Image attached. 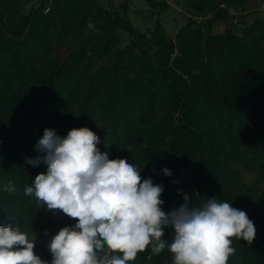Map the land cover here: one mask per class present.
I'll return each mask as SVG.
<instances>
[{"label":"trees","instance_id":"16d2710c","mask_svg":"<svg viewBox=\"0 0 264 264\" xmlns=\"http://www.w3.org/2000/svg\"><path fill=\"white\" fill-rule=\"evenodd\" d=\"M48 1L36 0L21 25L12 26L7 11L13 0H0V226L24 232L45 222L48 235L35 242L34 252L51 264V237L76 221L48 218L54 211L25 195L36 175L47 172L42 161L34 166L25 158L44 155L35 147L44 129L65 137L87 127L109 159L132 147L141 176L163 186L165 212L179 208L184 195L193 206L215 197L245 211L255 239L233 238L227 264H264V199L234 167L238 161L264 176V16L241 34L229 26L215 32L214 23L225 18L237 26L231 10L246 13L248 0H195L212 17L202 24L191 15L174 38L158 18L151 53L125 3L121 15L99 0H51L47 7ZM168 6L161 2L162 9ZM119 30L132 36L126 46ZM79 38L69 59L55 54ZM9 181L13 192L5 190ZM164 232L171 243L173 229ZM172 261L167 247L154 254L149 246L127 264Z\"/></svg>","mask_w":264,"mask_h":264},{"label":"clouds","instance_id":"9594fccd","mask_svg":"<svg viewBox=\"0 0 264 264\" xmlns=\"http://www.w3.org/2000/svg\"><path fill=\"white\" fill-rule=\"evenodd\" d=\"M99 140L87 127L73 128L65 137L46 128L35 146L44 155L25 158L34 166L47 165L25 195L76 221L51 237V264H127L149 246L154 254L167 247L172 264H227L235 253L233 238L254 241L256 229L247 213L215 197L197 207L184 195L179 208L165 212L163 186L143 178L126 159H109L97 148ZM11 185L5 190L13 192ZM165 228L174 231L171 243L163 239ZM34 248L35 236L0 226V264H48Z\"/></svg>","mask_w":264,"mask_h":264},{"label":"rangeland","instance_id":"374dc122","mask_svg":"<svg viewBox=\"0 0 264 264\" xmlns=\"http://www.w3.org/2000/svg\"><path fill=\"white\" fill-rule=\"evenodd\" d=\"M162 1H159L158 4L155 3L152 6V3L149 4L147 0H99L102 6L106 7L111 5L115 13H119L121 15L125 12L122 4H126L128 8L127 13L131 22L146 36L148 47H151V53H155L157 50V47L152 45V38L158 18H160L163 26L166 28V35L168 37L174 38L177 30L182 24L187 23L191 15L202 21V24L207 23L208 19L213 15V13H209L207 10L206 15V13L200 9V7L203 5L197 4L195 0H166L169 6L165 9L161 8ZM193 2L194 7L191 6V3ZM35 3L36 0H13V5L7 11L9 23L12 26L21 25V23L24 21L25 15H27L30 8L34 6ZM50 3L51 0L48 1L47 7L50 6ZM248 7L252 8L253 11L243 13L240 8H232L231 13L234 14L233 17L238 19L237 26H232L230 24L231 20L225 18L223 22L220 20L216 21L213 25V30L215 32H224L229 26L228 28H232L237 33L241 34L248 25L253 23L256 17L264 16V6L257 1L251 0ZM48 10L49 8L46 9V12ZM89 27L93 28L95 27V24L91 22ZM118 36L121 38V46H126L132 39V36L126 30H119ZM82 41L83 39L81 38L76 41H71L68 45L61 46L58 50H56L55 54L63 60L69 59L70 53H72L74 50H77ZM179 53L180 51L178 49H176L174 52V54ZM193 72H195V70H191L190 73ZM187 77L189 76L187 75ZM242 147H245V144L242 145ZM132 155L133 149L132 147H128L120 158H124L129 163H132ZM234 167L239 170L242 180L245 183L252 185L256 189L257 196L264 199V176H261L258 173L250 170L245 166V164L238 161L234 162ZM47 217L57 221L69 219V217L59 211H55ZM45 226L46 224L43 222L41 225L26 229L24 232L32 238L35 236V242H45L47 237L44 234L46 231Z\"/></svg>","mask_w":264,"mask_h":264},{"label":"crops","instance_id":"0c3cea01","mask_svg":"<svg viewBox=\"0 0 264 264\" xmlns=\"http://www.w3.org/2000/svg\"><path fill=\"white\" fill-rule=\"evenodd\" d=\"M255 1H257V0H255ZM250 2H251V0H248V4H247V10H248V11H246V12H251V11H252V8L248 7L249 4H250ZM257 2H258V1H257ZM258 3H259V2H258Z\"/></svg>","mask_w":264,"mask_h":264},{"label":"built area","instance_id":"2783aa9c","mask_svg":"<svg viewBox=\"0 0 264 264\" xmlns=\"http://www.w3.org/2000/svg\"><path fill=\"white\" fill-rule=\"evenodd\" d=\"M155 1H158V2H159V1H162V0H155ZM234 21H235V22H237V21H238V19H237V18H235V19H234Z\"/></svg>","mask_w":264,"mask_h":264}]
</instances>
